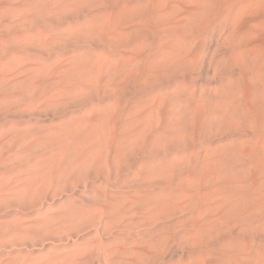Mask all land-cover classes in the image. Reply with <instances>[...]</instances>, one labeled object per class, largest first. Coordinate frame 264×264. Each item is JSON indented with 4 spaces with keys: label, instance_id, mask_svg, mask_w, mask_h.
Segmentation results:
<instances>
[{
    "label": "rangeland",
    "instance_id": "374dc122",
    "mask_svg": "<svg viewBox=\"0 0 264 264\" xmlns=\"http://www.w3.org/2000/svg\"><path fill=\"white\" fill-rule=\"evenodd\" d=\"M132 1L0 0V264L233 262L228 256L221 254L220 257L219 252H214L221 249L220 252L228 250L232 253L238 245L232 246L233 242L225 236L230 227L233 236L239 232V229L232 228V221L199 232L187 227L183 214L177 211L175 216L163 217L158 224H153L146 215L133 208L127 209L134 203V195L139 192L141 183L144 184L143 180L128 174L117 184L110 185L107 173H100L109 169L105 163L96 161V155L99 151L105 152L102 143H98L109 134L111 121L108 119L112 111L121 109L122 116L126 109L138 113L139 107L146 109L149 103H138L135 98L142 96L151 100L153 96L151 90L140 92L146 76H123L116 67V60L120 61L123 53H127L125 49L129 50L128 54L134 53L125 45L127 37L138 34L147 40L152 32L175 40L182 35L193 37L190 33H179L176 28L180 23L186 31L193 27V22L185 20L193 7V0H163V22L158 26L151 21L145 25L148 17L143 12L150 8L152 3H147L150 0ZM197 1H210L213 7L217 2ZM256 1L230 0L237 10V18L233 20L230 15L226 19L225 32L231 31L227 37L229 40L240 39L247 47L264 50V0ZM125 8L127 13H124ZM169 11L175 12V22L171 21ZM142 15L146 17L140 21ZM174 28L175 32L171 31ZM255 31L259 38L255 37ZM207 36L203 42L210 46V51L217 42L222 45V51L227 49L228 39H223L224 35L211 33ZM119 40L123 46L116 47L113 42ZM259 41L263 42L261 46ZM225 55L218 64L222 73H213L214 66L213 63L209 66L208 58L201 62L200 73L191 74L199 84L194 92L203 88L213 93L210 84L228 82L231 69L235 73L238 65ZM103 59L109 65L108 74H101L98 68ZM167 71L164 76L162 73L158 75L164 80L175 79V107L184 109L186 120L190 122L192 104L179 100L177 96L178 93L182 97L190 94L193 87L188 88L189 83L181 82L182 71L178 67ZM110 77L119 80V84L114 85ZM90 79L94 80L90 82ZM160 89L168 91L171 88L163 83ZM132 92L134 97L127 99V103L122 97L118 98V94L130 96ZM169 117L170 121L162 125L163 131L158 135L159 149L166 152L165 158L176 171L183 168L182 159L191 158L192 137L175 132V116L171 113ZM244 123L247 126L248 119ZM219 127L229 129L227 123H220ZM82 151L88 153V158H84V166L76 169L74 161L80 159ZM162 170L166 174L164 178H170L172 171L167 175V166ZM94 174H100V179L96 180ZM110 204L113 205L110 207ZM173 227L174 233L171 232ZM259 231L263 233L264 229ZM207 241L213 244L209 245Z\"/></svg>",
    "mask_w": 264,
    "mask_h": 264
},
{
    "label": "bare ground",
    "instance_id": "6f19581e",
    "mask_svg": "<svg viewBox=\"0 0 264 264\" xmlns=\"http://www.w3.org/2000/svg\"><path fill=\"white\" fill-rule=\"evenodd\" d=\"M150 1L147 2L148 5L152 3L150 8L143 12L148 17L145 25L151 24L149 22L151 21L155 26H158L163 22V17L161 16L164 6L163 0ZM229 1L217 0L215 2L216 6L214 5L215 7H213V5H210V1L198 2L193 0V7L185 19L193 22V27L186 31L181 23L176 26L177 31L181 34H193L191 38L182 35L180 39L175 40L174 38L158 35L156 32H152V35L147 40L140 38L138 34L130 38L128 37L131 34L127 35L128 37L126 36L128 40L125 45L127 44V47L130 46L134 53L128 54L129 50L125 49L127 53H123V59H119L120 61L116 60V67L123 76L132 77L137 74L138 76H146L141 82L140 92L151 90L153 96L151 100L142 96L135 98L138 103H141V101H148L149 103V107L146 109L142 106L139 107L138 113H135L136 111L131 113L128 109L125 110L123 116L120 114V112L122 113L121 109L120 111L114 109L112 114L109 113L111 114L108 119L111 121L109 134L107 137L105 136L106 138L99 140L98 143V145L102 143L105 152L99 151L98 156L96 155V161L98 163L103 162L109 166L108 171L100 173L102 175L107 173L106 179L110 185L117 184L118 181L126 178L128 174H132L144 181V184L141 183L139 186L137 195H134V203L127 207L128 210L133 208L137 212L146 215L153 224H158L163 217H173L175 212L179 211L184 216V224L199 232L202 230L207 232L222 222L232 221V228L239 229V232L233 236V231L230 227L229 232L225 236L227 235L226 238L233 242L231 243L232 246L235 243H238V245L235 246V250L232 253H228V248L224 249L227 250L226 252H220L221 249L220 251L213 249L214 252L216 254L219 252L220 257L221 254H224L231 258L233 260L231 264H264V232L260 233L259 231L260 228L264 229V50L247 47L244 44L245 42L240 39L229 40L227 38L231 31L225 32L227 28L226 19L230 15H232L231 19L233 20L237 18L235 16L237 10H234V4H230L231 2ZM142 4H145V2ZM129 11L131 14V10ZM169 13L172 17L171 21L175 22L177 18L175 17V12L169 11ZM146 16L142 15L140 21L144 20L143 18ZM120 25L122 26V24ZM171 31L175 32V28ZM211 33L224 35L223 39H228L226 50L222 51L220 42H217L211 51L209 50L210 46H206L203 41L205 37H209L207 34L211 35ZM257 35L256 32L255 37L259 38ZM113 43L115 46L122 45L120 40ZM261 43L263 42H260V46ZM225 54L232 61H235L238 65V70L234 73L231 69L226 84L218 82L210 84V89L213 90V93H208L203 88L198 89V92H194L199 84L196 79L194 80L196 77L192 78L191 74L200 73L201 62L206 58L209 59L207 60L209 61V66L210 63H213L214 69L212 70L214 74L222 73V69L218 67V64L226 56ZM90 65L92 64L90 63ZM75 66L77 67V65ZM93 66L95 67V65ZM108 67L109 65L105 63L104 59L98 63L101 74L110 73ZM172 67L181 69V82L189 83L188 88L193 87V91L190 94L182 97L178 93L177 96L179 100L192 104L189 112L191 115L190 122L186 120L185 110L179 105H177L179 107H175V79L169 77L164 80L159 77V73L163 75L165 71ZM93 75L96 77L95 73ZM235 75L238 77L234 78ZM91 79L89 80L90 82L94 80ZM111 82L114 85H118L120 81L112 78ZM163 83H167L171 89L168 91L160 89ZM133 93L130 96H127L126 93L121 96L118 94V98L122 97L127 103V99L134 97ZM177 102L180 103L178 100ZM171 113L175 116V132L181 136L190 134L192 137L191 158L182 159L184 162L183 168L176 171L175 167L165 158L166 152L159 149L160 139L158 135L163 131L162 125L170 121L169 114ZM245 119H248L247 126L244 123ZM220 123H227L229 129H221L219 127ZM106 128L108 129V127ZM133 134H135V137ZM85 141L87 140L85 139ZM240 153L243 155L240 156ZM84 158H88V153L82 151L80 159L74 161L76 169L84 166L86 163ZM163 166H167L169 169L167 175L172 171L170 178H164L166 174L163 173ZM93 177L99 180L100 174H94ZM166 188H170V190ZM123 198L125 199V197ZM113 204H110V207ZM171 229H173L171 232L174 233L175 227ZM207 243L209 245L213 244L210 241H207Z\"/></svg>",
    "mask_w": 264,
    "mask_h": 264
}]
</instances>
